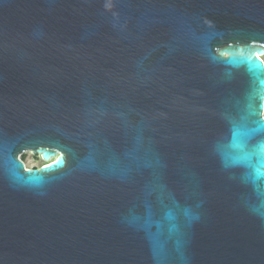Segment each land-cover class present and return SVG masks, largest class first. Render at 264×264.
<instances>
[{"label":"water","instance_id":"obj_1","mask_svg":"<svg viewBox=\"0 0 264 264\" xmlns=\"http://www.w3.org/2000/svg\"><path fill=\"white\" fill-rule=\"evenodd\" d=\"M262 56L264 0H0V264H264Z\"/></svg>","mask_w":264,"mask_h":264},{"label":"rangeland","instance_id":"obj_2","mask_svg":"<svg viewBox=\"0 0 264 264\" xmlns=\"http://www.w3.org/2000/svg\"><path fill=\"white\" fill-rule=\"evenodd\" d=\"M264 60V56H262ZM21 159L28 165V167H36L42 164V160L40 157L36 156L33 153L25 152L20 155Z\"/></svg>","mask_w":264,"mask_h":264},{"label":"bare ground","instance_id":"obj_3","mask_svg":"<svg viewBox=\"0 0 264 264\" xmlns=\"http://www.w3.org/2000/svg\"><path fill=\"white\" fill-rule=\"evenodd\" d=\"M29 153H32V152H29ZM42 160V159H41ZM43 162H42V164H44V163H46L47 161H44V160H42ZM42 164H40V165H42ZM25 165L28 167V165L25 163Z\"/></svg>","mask_w":264,"mask_h":264},{"label":"flooded vegetation","instance_id":"obj_4","mask_svg":"<svg viewBox=\"0 0 264 264\" xmlns=\"http://www.w3.org/2000/svg\"><path fill=\"white\" fill-rule=\"evenodd\" d=\"M36 156L40 157L39 155L35 154Z\"/></svg>","mask_w":264,"mask_h":264}]
</instances>
